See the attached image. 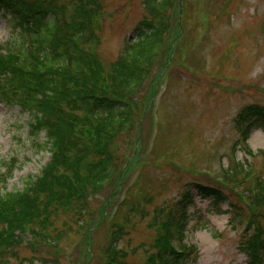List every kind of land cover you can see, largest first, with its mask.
Here are the masks:
<instances>
[{"label":"rangeland","instance_id":"obj_1","mask_svg":"<svg viewBox=\"0 0 264 264\" xmlns=\"http://www.w3.org/2000/svg\"><path fill=\"white\" fill-rule=\"evenodd\" d=\"M173 1L165 57L139 97L140 130L114 142L118 177L99 191L89 189L83 212L54 214L55 244L34 236L30 227L18 231L6 264H107L115 228L124 234L117 244L127 255L123 263L146 264L156 252V213L168 212L198 183L222 189L238 209L195 197L186 243L198 252L189 264H260L240 247L249 239L251 220L264 228V214L253 205L264 196V127L248 140L254 156L233 147L241 111L264 108V0ZM100 4L93 26L100 39L96 52L109 65L136 40L147 14L144 0ZM19 33L0 13V44L13 45ZM170 57L174 63L165 68ZM30 120L0 103V176L7 175L2 193L23 190L51 161L38 147L45 134L36 140ZM239 164L248 174L228 184L226 170Z\"/></svg>","mask_w":264,"mask_h":264},{"label":"trees","instance_id":"obj_2","mask_svg":"<svg viewBox=\"0 0 264 264\" xmlns=\"http://www.w3.org/2000/svg\"><path fill=\"white\" fill-rule=\"evenodd\" d=\"M144 8L147 15L137 27L136 40L128 41L122 55L105 65L96 52L100 39L93 29L102 9L100 0H0V13L20 30L17 45L0 44V103L29 115L32 136L39 141L45 134L39 149L51 155L40 176L32 177L23 190H0V264L7 263L17 232L27 227L34 236L55 244L50 232L54 214L83 212L89 189L99 191L118 177L114 142L122 135L131 137L137 127L140 130L139 97L165 57L172 32L173 0H144ZM173 63L170 57L165 68ZM235 126L240 137L233 150L245 149L254 156L248 140L254 130L264 127V108H245ZM247 174L239 164L226 170L224 178L230 184ZM1 179L5 183L7 175ZM196 196L216 206L229 203L231 211L238 209L218 187L188 186L168 212L156 213V252L146 264L196 260V247L186 243L189 209ZM253 205L264 214V196ZM248 224L249 239L240 249L264 264V228L253 220ZM123 235L114 229L107 264H124L127 255L117 250Z\"/></svg>","mask_w":264,"mask_h":264}]
</instances>
